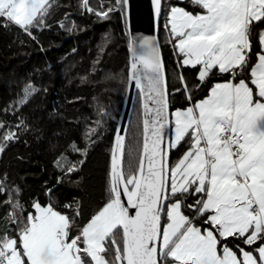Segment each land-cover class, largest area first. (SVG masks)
<instances>
[{"label": "snow or ice", "instance_id": "snow-or-ice-1", "mask_svg": "<svg viewBox=\"0 0 264 264\" xmlns=\"http://www.w3.org/2000/svg\"><path fill=\"white\" fill-rule=\"evenodd\" d=\"M188 2L191 10L150 0L176 56L171 91L158 42L129 40L136 132L127 135L131 121L122 126L125 134L115 130L95 206L75 197L58 205L53 188L46 189L47 204L34 199L28 206L6 173L0 179V196L7 197L0 204L7 209L0 216V264H264V0ZM57 7V0H0V26H16L45 51L40 36L52 30ZM77 7L81 16L107 21L118 12L125 19L129 0H100L98 7L79 0ZM69 16L56 23L70 33L77 25L65 23ZM40 91L29 78L4 108L0 156L40 132L22 115ZM109 117L101 106L82 133L83 146L71 141L59 152L57 184L67 178L79 187L76 177Z\"/></svg>", "mask_w": 264, "mask_h": 264}, {"label": "trees", "instance_id": "trees-1", "mask_svg": "<svg viewBox=\"0 0 264 264\" xmlns=\"http://www.w3.org/2000/svg\"><path fill=\"white\" fill-rule=\"evenodd\" d=\"M107 2L105 0V4ZM78 3L79 0H57L59 7L54 9L49 20L53 28L40 36L45 51L16 26H0V120L5 119L4 108L29 78L41 89L22 112L40 132L29 134L24 138L27 144L22 139L0 156V179L6 173L9 186L18 185L22 189L20 199L28 206L34 199L47 204L46 189L53 188V199L58 205L75 197L83 198L86 207H92L101 199L106 182L111 142L126 89L128 37L125 19H121L118 12L102 21L87 14L81 16ZM90 3L98 7L100 0H90ZM173 3L189 10L192 7L188 0H173ZM65 12L70 13L65 23L71 26L75 22L77 25L70 33L56 23L65 19ZM158 39L171 91L176 56L172 44L168 43L163 18ZM106 40L109 41L107 44ZM101 47L105 51L101 63L96 65L98 71L93 72V62ZM101 106L111 112V117L100 128L101 136L90 149L83 171L76 177L81 180L79 187L70 184L67 178L57 184V176L61 175L54 164L57 155L71 141L83 146L82 133L86 125H92L98 118ZM138 110L137 94L129 136L136 132ZM7 119H12L10 114ZM183 151L184 148L179 152L173 150L172 160L175 161ZM66 155L71 160L80 159L78 154L68 152ZM21 156L23 160L18 159ZM6 198V195L0 196V204ZM6 211L0 207V216Z\"/></svg>", "mask_w": 264, "mask_h": 264}, {"label": "water", "instance_id": "water-1", "mask_svg": "<svg viewBox=\"0 0 264 264\" xmlns=\"http://www.w3.org/2000/svg\"><path fill=\"white\" fill-rule=\"evenodd\" d=\"M160 20L157 21L156 18L154 17L151 10L150 0H129L128 14L125 18V27H126V34L128 37V44L130 39L134 43L138 44L139 40L144 37L154 38L159 44L158 35H159ZM160 54H161V49H160ZM129 57H130V53L127 46V69L129 65ZM137 94H138V90L135 88L134 82H132L131 86H129L128 81L126 80L124 99L115 124V130L119 126L121 130V134H125L124 127L122 126L128 125L129 121H131V116ZM113 140H114V134L112 141ZM111 147H112V142H111ZM110 155H111V149L109 154V163H110Z\"/></svg>", "mask_w": 264, "mask_h": 264}, {"label": "bare ground", "instance_id": "bare-ground-1", "mask_svg": "<svg viewBox=\"0 0 264 264\" xmlns=\"http://www.w3.org/2000/svg\"><path fill=\"white\" fill-rule=\"evenodd\" d=\"M178 1V0H177ZM180 2V1H179Z\"/></svg>", "mask_w": 264, "mask_h": 264}, {"label": "built area", "instance_id": "built-area-1", "mask_svg": "<svg viewBox=\"0 0 264 264\" xmlns=\"http://www.w3.org/2000/svg\"><path fill=\"white\" fill-rule=\"evenodd\" d=\"M1 23H2V21H1Z\"/></svg>", "mask_w": 264, "mask_h": 264}]
</instances>
